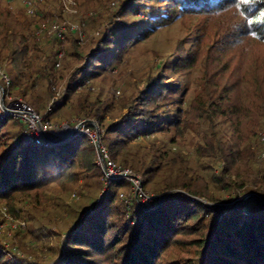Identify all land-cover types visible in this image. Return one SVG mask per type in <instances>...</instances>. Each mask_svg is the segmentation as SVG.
<instances>
[{
    "label": "trees",
    "instance_id": "1",
    "mask_svg": "<svg viewBox=\"0 0 264 264\" xmlns=\"http://www.w3.org/2000/svg\"><path fill=\"white\" fill-rule=\"evenodd\" d=\"M112 5L82 27L83 38L67 49L55 40L54 50L36 41L46 15L20 20L0 6V69L10 81H0L3 104L19 100L50 125L94 122L110 160L152 200L140 202L124 179L101 190L87 136L36 144L18 118L2 116L0 207L26 229L14 232L17 247L0 238V264H264V208L243 201L264 203V0ZM176 23L184 39L169 52L152 49L140 74L115 78L137 46ZM194 70L201 76L191 82ZM90 179L100 198L59 231L54 193H86ZM45 229L62 238L52 263L25 246L47 238Z\"/></svg>",
    "mask_w": 264,
    "mask_h": 264
},
{
    "label": "rangeland",
    "instance_id": "2",
    "mask_svg": "<svg viewBox=\"0 0 264 264\" xmlns=\"http://www.w3.org/2000/svg\"><path fill=\"white\" fill-rule=\"evenodd\" d=\"M116 1L118 0H0V6L2 8H6L7 10H9L12 13L13 17L20 20L23 19L25 20V18L27 19L33 18V14L35 11L36 12L41 11L42 14L46 15V17L42 20V23L40 24L41 26L39 27V29L40 28L41 29L35 32L36 41L38 43H41L42 48L44 50L45 49L50 50L51 48H52L51 50H54L57 46L56 45L55 47H53V45H55L54 44L55 40L61 42L62 48L64 49L66 45H69V42H71V40L75 38V36L83 38L84 35H83L82 27L87 28V25L85 24L88 21L90 22L92 16H97L99 14L98 13L99 11H104L105 9L111 11V9L113 8L112 2H116ZM28 8L33 10L32 14L27 13ZM54 24H59L64 27L65 32L62 40L57 39L55 36H52V33L50 32V28ZM191 24H193V22H191ZM68 28L74 31V33H70L68 31ZM184 37H186L185 29L184 30L181 29L178 23L170 26L168 29H163L159 32L157 31V34L154 38L141 43V45L137 46L136 50L131 52L130 54V58L132 62L131 67L128 66L127 68L126 66L122 67L123 71L121 72V76L120 77L115 76V78H127V77H132L133 74L134 75L140 74L143 69H146L148 65H151L153 63L152 53L150 52L152 49L154 50L158 49L162 52H169L173 48V46L177 43V41H180V39H184ZM59 53H61V56L57 57L58 61H60V59H62L63 56H65L62 50H60ZM248 64L251 65L250 62H248ZM129 71L132 73V75H128ZM199 72L201 71L200 70L192 71V74H190L191 76H189L190 77L189 81L192 82V80L194 79L197 81V79L201 76ZM170 80L171 79H169V81ZM103 87L105 90H109L110 92H113L116 98L119 97L121 94L119 88H114V87L111 88L109 83H104ZM189 89L193 90L191 85ZM58 92L59 90H57L56 93ZM3 100L4 97L2 101ZM14 101H19V100H14ZM12 103L13 100L9 104ZM82 121L84 120H78L74 118H71L69 120H61L59 121L60 124L56 123L55 125H51L52 134L48 133L47 136L51 135L50 137H55V138L70 137L69 135L71 134V132L73 134V132L75 131L74 130L75 125L81 123ZM64 126H69L70 132L66 131V127ZM87 126H88V132H92V129H95V131L97 132V127L94 122H91V124L88 125L86 123L85 127ZM85 127L83 130H85ZM82 136H87V135L83 134ZM87 138L90 139L88 136ZM261 141L264 142L263 136L261 137ZM262 153L263 150L260 153V157H262L261 156ZM95 159H96V153H95ZM94 164H95V160H94ZM96 187L97 184L95 180L90 179L86 193H84L85 191H82V193H77L76 187L66 188L64 190L54 193V195L59 197L58 201L61 205L59 207V212L57 213L56 211V213H54L53 215L56 216L54 217V220L57 223H60V226L58 227L59 231L65 228L64 227L65 225L63 223L64 219L69 220V217L73 216L74 214L79 215L83 211V209L88 207V205L91 203L93 199L100 198L99 196L101 191L97 192ZM131 188L133 190L132 185ZM100 189L101 190L104 189L103 177L101 178ZM139 192L144 194V192H142L140 187V180H139ZM125 194L126 196L131 195L130 193H125ZM144 195H147L150 198L152 197L147 193ZM246 196L244 198H246ZM226 198H228V196H226ZM139 200L140 202L145 203V202H150L152 198L150 200L139 198ZM233 201H234L233 197L228 198V202L225 204V206L232 205ZM0 215H1L0 238L4 239L5 246H9V247H11V245L16 246L18 239L14 237V232L17 229L25 231L26 224L24 219L15 220L8 213V211L5 210V208H3L2 206L0 207ZM49 228L50 230L57 229L53 223L49 225ZM43 233L44 234L47 233L48 237L42 239L40 243L30 242L28 239H26L25 246L30 249L33 247L34 252L37 253L39 259H42L45 262L49 261V263H52L54 259L57 257L58 253H60L61 250L60 244L62 238L61 235L58 238L53 237L52 233L48 232L46 229L43 231Z\"/></svg>",
    "mask_w": 264,
    "mask_h": 264
},
{
    "label": "built area",
    "instance_id": "3",
    "mask_svg": "<svg viewBox=\"0 0 264 264\" xmlns=\"http://www.w3.org/2000/svg\"><path fill=\"white\" fill-rule=\"evenodd\" d=\"M32 11V9H27L28 14H32ZM50 32L52 33V36H55L57 39L62 40L64 37L65 29L59 24H54L51 26ZM58 56L60 57L61 53H59ZM56 64L57 66H59L58 63ZM0 81H2L5 86H9L10 81L8 80L6 73L2 69H0ZM3 97V89L0 85V117L9 115L11 117L18 118L22 123L26 125L27 130H29L30 132V137H32L34 142L36 144H43L45 138L44 135L51 133L52 126L46 122H42L41 118L32 109H30V107L24 105L20 101L13 100L12 104H8L9 106H4L2 101ZM86 123V121L78 123L77 125H75L74 130L76 134H85L90 138V143L92 144L93 149L96 153L95 164H97L99 169L102 171V177L104 179V190H106L107 186L110 185L113 181H116L117 179H124L131 183L136 198L139 197L144 198L145 200H150L152 197L150 198L147 195L139 192V179L132 174L131 170L122 168L117 164H114L110 160L108 151L101 143L97 132L95 131V129H92V132H88V126L85 127ZM64 127H66V131L70 132L69 126ZM84 127L85 130H83ZM261 156H264V152L261 154ZM120 198L124 199L125 197L123 194H120Z\"/></svg>",
    "mask_w": 264,
    "mask_h": 264
},
{
    "label": "water",
    "instance_id": "4",
    "mask_svg": "<svg viewBox=\"0 0 264 264\" xmlns=\"http://www.w3.org/2000/svg\"><path fill=\"white\" fill-rule=\"evenodd\" d=\"M75 134L76 133L74 131L73 134L71 132V134L69 135L70 137H63V138H58V137L55 138V137H50V136L44 135L45 138H44V141L43 142L44 143H47V144L62 143V142H65L66 140L67 141L70 140L72 137H74ZM249 197H253L257 201V203H259V205L264 208V203L257 196H250V195H248V196H246V198L243 199V201L244 200H247V198H249Z\"/></svg>",
    "mask_w": 264,
    "mask_h": 264
}]
</instances>
